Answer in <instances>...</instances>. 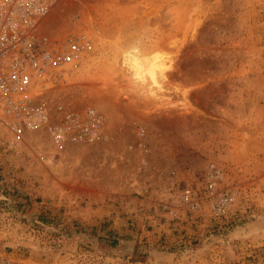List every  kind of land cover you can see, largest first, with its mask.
Here are the masks:
<instances>
[{"label":"rangeland","instance_id":"obj_1","mask_svg":"<svg viewBox=\"0 0 264 264\" xmlns=\"http://www.w3.org/2000/svg\"><path fill=\"white\" fill-rule=\"evenodd\" d=\"M47 24L92 38L64 98L110 138L58 152L0 134V248L26 264H264V0H62ZM134 53L164 69L137 76Z\"/></svg>","mask_w":264,"mask_h":264},{"label":"built area","instance_id":"obj_2","mask_svg":"<svg viewBox=\"0 0 264 264\" xmlns=\"http://www.w3.org/2000/svg\"><path fill=\"white\" fill-rule=\"evenodd\" d=\"M61 1L0 0V134L11 148L37 132L58 152L72 142L96 146L109 137L106 118L94 106L73 110L64 98L94 42L81 31L48 33V20ZM219 176L216 169L209 174L212 180ZM184 196L189 200L191 192ZM0 264H26V259L0 248Z\"/></svg>","mask_w":264,"mask_h":264},{"label":"bare ground","instance_id":"obj_3","mask_svg":"<svg viewBox=\"0 0 264 264\" xmlns=\"http://www.w3.org/2000/svg\"><path fill=\"white\" fill-rule=\"evenodd\" d=\"M126 59V66L128 65L129 70L132 71V73L136 74H141L142 67L147 69L148 74H151L154 72L155 69L163 70L164 65L161 63H157L159 59H156V56L152 55L149 58L145 57V59L142 57H139L137 54H132V55H127ZM143 64V65H142ZM145 74V73H144ZM137 75V74H136ZM155 75V74H154ZM138 76V75H137ZM151 77V76H150ZM139 78V77H138Z\"/></svg>","mask_w":264,"mask_h":264}]
</instances>
